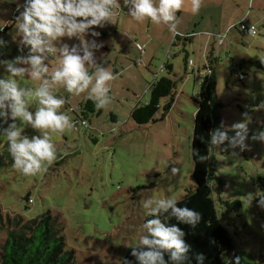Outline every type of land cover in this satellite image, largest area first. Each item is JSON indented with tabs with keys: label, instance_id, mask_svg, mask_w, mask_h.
<instances>
[{
	"label": "rangeland",
	"instance_id": "obj_1",
	"mask_svg": "<svg viewBox=\"0 0 264 264\" xmlns=\"http://www.w3.org/2000/svg\"><path fill=\"white\" fill-rule=\"evenodd\" d=\"M5 1L0 2V37L6 42L0 59L13 60L29 54L20 45L22 37L14 21L24 0ZM120 4L122 17L115 24L94 26L100 36L85 37L104 45L95 56L115 76L110 84L111 103L99 109L87 93L73 96L61 87L57 95L66 101L61 111L70 116L75 128L52 136L57 158L46 172L35 176H24L12 167L7 139L0 135V240L6 237L4 224L10 216L31 220L50 212L60 216L67 249L75 252L76 264H122L139 243L143 224L152 219L142 201L174 196L178 202L195 185L196 97L208 75L204 67L213 59L216 94L223 107L220 125L230 128L243 122L245 113L251 118L245 151L236 149L234 156L227 142L214 148L216 193L222 201L241 202V210L232 208L227 220L241 262L264 264V208L258 205L259 196L264 195V143L251 139L264 130V108L259 107L264 103V71L258 66L264 63V0H202L196 14L191 12V0H184L177 13L176 33L165 24L135 21L123 0ZM243 21L254 25L258 35L242 34L237 26ZM62 42L80 43L67 37ZM7 75L0 67V78ZM164 77L176 84L170 110L166 109L172 96L161 100L149 124H136L133 110L150 102L152 86ZM21 83L33 85L27 76ZM88 103L93 105L92 113L86 109ZM81 106L88 113L85 126ZM23 134L31 138L41 133L24 126Z\"/></svg>",
	"mask_w": 264,
	"mask_h": 264
},
{
	"label": "clouds",
	"instance_id": "obj_2",
	"mask_svg": "<svg viewBox=\"0 0 264 264\" xmlns=\"http://www.w3.org/2000/svg\"><path fill=\"white\" fill-rule=\"evenodd\" d=\"M201 3L202 0H191L193 14L199 12ZM123 4L135 21L165 24L170 32L176 33L177 13L184 0H123ZM120 5V0H24L15 27L17 35L22 37L20 45L27 47L29 54L13 60L0 59V67L8 73L0 78V135L7 139L12 167L22 175L35 176L46 172L57 158L52 136L75 128L70 116L61 111L66 103L62 96L57 95L61 87L73 96L87 93L99 109L111 103L110 84L115 76L109 67L97 63L95 56L104 45L85 37L89 33L93 37L100 36L93 30L94 26L115 24ZM64 37L78 38L80 43L69 46L62 42ZM5 46V40L0 37V48ZM53 60L54 67L51 66ZM26 76L33 82L32 86L21 83ZM33 106L34 112L30 111ZM259 107L264 108V103ZM244 117L243 122L230 128H225L222 122L211 132L209 151L225 142L234 156L238 155L236 149L245 151L251 118L247 113ZM3 124H7V128ZM24 126H31L41 134L29 138L23 134ZM230 131L235 134L230 136ZM251 139L264 143V130L252 134ZM176 171L172 169L173 173ZM177 205L174 196L149 197L142 201L145 214L154 218L143 224L139 243L131 247L136 264L188 262L190 246L185 242V232L179 226L166 222L175 218L180 224L194 229L200 224L202 215L194 208ZM258 205L264 208V195L259 196ZM195 259L196 264H204L203 254H198ZM123 264L132 262L125 259ZM228 264H241V259L237 256Z\"/></svg>",
	"mask_w": 264,
	"mask_h": 264
},
{
	"label": "trees",
	"instance_id": "obj_3",
	"mask_svg": "<svg viewBox=\"0 0 264 264\" xmlns=\"http://www.w3.org/2000/svg\"><path fill=\"white\" fill-rule=\"evenodd\" d=\"M121 13L120 9L117 13L118 18L121 17ZM7 32L8 29H6ZM0 33H2L1 28ZM214 66L213 59L207 61L204 68L208 75L201 84L200 98L196 97L198 111L195 116L192 140L195 185L187 190L177 205L194 208L201 213L202 220L194 229L180 224L175 218L166 222L169 225L179 226L185 232V242L190 246L189 260L186 264H196L195 257L198 254H203L205 257L204 264H228L232 261V254L234 259L239 257L236 252L235 235L227 226V220L232 208L239 212L242 205L240 201L225 202L217 196L215 180L218 181L219 178L214 175V148L211 152L209 151L211 132L220 127V111L223 108L216 94L217 71ZM258 66L264 71V63ZM168 68L173 70L172 66ZM175 87V82L170 78L164 77L157 81L152 86L150 102L136 107L131 114L136 124L146 125L154 120L161 100L168 96H172L171 103L166 109L170 110L174 102ZM92 106V103L86 105V109H89L91 113ZM84 109L85 107L81 106L82 112ZM80 119L82 125L84 122L87 125L88 113H81ZM76 126L79 125L76 124ZM201 156L207 159H201ZM27 200H30L29 197ZM59 217H55L50 212L44 213L39 219L31 220H25L20 215L10 216L4 224L6 237L0 240V264H76L75 252L67 249L65 227L58 219ZM131 253L132 250L124 260L127 259L132 264H136V259ZM165 258L168 259L167 255ZM241 264L245 263L241 262Z\"/></svg>",
	"mask_w": 264,
	"mask_h": 264
},
{
	"label": "built area",
	"instance_id": "obj_4",
	"mask_svg": "<svg viewBox=\"0 0 264 264\" xmlns=\"http://www.w3.org/2000/svg\"><path fill=\"white\" fill-rule=\"evenodd\" d=\"M19 15L18 14H15V20H17V17ZM238 29L243 32L245 35H251V36H257L258 35V31H257V28L254 26V25H250V24H247L245 21L241 22L239 25H238ZM220 39H221V42L223 41V36H219ZM186 38H190L189 36H187ZM223 43V42H222ZM192 65V62L190 61L189 62V66ZM197 98H200L199 95L197 96ZM83 125H86V123L84 122Z\"/></svg>",
	"mask_w": 264,
	"mask_h": 264
},
{
	"label": "crops",
	"instance_id": "obj_5",
	"mask_svg": "<svg viewBox=\"0 0 264 264\" xmlns=\"http://www.w3.org/2000/svg\"><path fill=\"white\" fill-rule=\"evenodd\" d=\"M1 1H2L4 4H5V2H6L5 0H0V2H1ZM121 17H122V15H121ZM121 17H120V18H121ZM9 30H10V27L8 28V33H9ZM187 67H188V63H187ZM204 70H205V68H204ZM205 72H206V71H205ZM198 73H199L200 75L202 74L201 72H199V70H198Z\"/></svg>",
	"mask_w": 264,
	"mask_h": 264
}]
</instances>
